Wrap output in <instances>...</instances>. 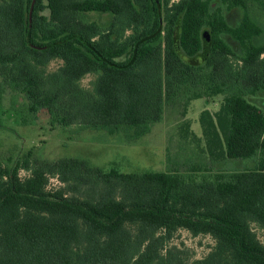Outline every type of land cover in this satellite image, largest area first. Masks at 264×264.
Segmentation results:
<instances>
[{"label":"trees","instance_id":"1","mask_svg":"<svg viewBox=\"0 0 264 264\" xmlns=\"http://www.w3.org/2000/svg\"><path fill=\"white\" fill-rule=\"evenodd\" d=\"M33 1L0 0V96L26 100L25 123L44 109L52 127L131 143L167 106L223 101L201 113L202 137L186 124L184 138L204 145L185 169L0 154V264H187L168 248L179 229L215 240L191 264H264V112L248 98L264 91V0H35L30 16ZM94 11L114 20L103 27L87 18ZM53 59L63 64L49 72ZM230 160L253 165L227 169ZM51 177L63 185L50 189Z\"/></svg>","mask_w":264,"mask_h":264},{"label":"rangeland","instance_id":"2","mask_svg":"<svg viewBox=\"0 0 264 264\" xmlns=\"http://www.w3.org/2000/svg\"><path fill=\"white\" fill-rule=\"evenodd\" d=\"M222 7L231 23L240 21L242 10L228 11L224 5ZM87 18L108 27L114 20V15L94 11L87 13ZM259 23L264 27V19H259ZM256 42L264 43V32L256 38ZM198 60L201 61V57ZM62 64L61 59H53L48 64L47 71H54ZM94 78L93 74H88L82 79V84L91 87L90 83ZM248 98L264 112V91ZM25 101L9 89L3 91L0 96V154L3 157L17 158L32 148L35 150V156L41 159L82 156L107 170L115 167L123 172H132L166 171L175 166L185 169L186 162L197 164L200 147L204 142L184 138L183 134L188 127L186 124H189L190 130L197 136L202 137L201 113L207 109L211 112L219 110L223 96L195 99L186 110L182 105L167 106L162 121L155 123L150 133L131 143L125 140L122 133L109 134L104 130L76 131L74 128L52 127L50 115L44 109L33 116L32 123H25L21 113L26 108ZM252 165V161L230 160L224 166L234 169ZM27 175L26 171H21L23 178ZM62 185L58 178H50V189ZM253 227L262 238L261 229L256 224H253ZM214 244L215 240L210 235L195 236L187 229H179L169 241L168 248L176 246L182 250L187 264H191L194 259L206 256Z\"/></svg>","mask_w":264,"mask_h":264},{"label":"water","instance_id":"3","mask_svg":"<svg viewBox=\"0 0 264 264\" xmlns=\"http://www.w3.org/2000/svg\"><path fill=\"white\" fill-rule=\"evenodd\" d=\"M34 1H33L32 6H31L30 16L32 15V10H33V7H34ZM34 46L39 48L37 45H34ZM208 53H209V46H205L204 49H203V57H207Z\"/></svg>","mask_w":264,"mask_h":264}]
</instances>
